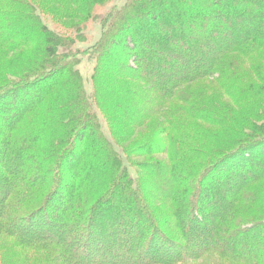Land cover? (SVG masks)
I'll return each instance as SVG.
<instances>
[{"label":"trees","instance_id":"16d2710c","mask_svg":"<svg viewBox=\"0 0 264 264\" xmlns=\"http://www.w3.org/2000/svg\"><path fill=\"white\" fill-rule=\"evenodd\" d=\"M95 23L96 41L77 47ZM83 52L96 61L91 93L76 67ZM8 74L17 80L0 102L14 103L8 125L23 119L27 138L0 148V233L31 249L10 264H264V0H0V83ZM137 132L139 156L158 155L143 180L127 173L134 148L123 139ZM197 170L209 176L175 210L184 246L145 196L155 178L170 181L158 198H180L181 176ZM20 172H50L53 184L22 214Z\"/></svg>","mask_w":264,"mask_h":264},{"label":"rangeland","instance_id":"374dc122","mask_svg":"<svg viewBox=\"0 0 264 264\" xmlns=\"http://www.w3.org/2000/svg\"><path fill=\"white\" fill-rule=\"evenodd\" d=\"M128 0H114V4L118 5V6H122L123 4H125ZM43 16V15H42ZM46 23L50 26L53 27L52 24L50 23V20H46ZM95 29H93V31H89V43H80L77 47L79 48H83V46H88L90 44H93L97 37L100 35V26L99 24L95 23L93 24V26ZM81 56V62H78L76 64V67L80 69L81 75L83 77V81H84V87L87 91V93H91L93 90V79H92V73H93V67L95 64V59L93 57H91L88 52H83L80 54ZM181 68V67H180ZM14 80H17V77H13L11 75H7L6 79L0 83V87L5 85V84H11L13 83ZM37 92V90H35ZM28 98H30L28 96ZM7 100L4 101V99H2V103L5 104V102L9 101L10 99L7 97ZM9 99V100H8ZM1 101V99H0ZM13 101V99L11 100V102ZM0 102V148L6 149V147H8V151H11L14 149V147L19 146L20 144H22L23 139L27 138L26 135H24V133L21 135L22 130L21 127L23 126V119L22 120H17L16 123L13 122V125L10 126V124L8 125V123L10 121H13L14 119V114L12 113L11 110H14V103L12 102L10 105H3ZM21 103V102H20ZM3 108V110L1 111V109ZM42 109V108H39ZM90 110H93L96 112V117L97 120L99 122L100 128L111 138V130L110 129H115V127L112 125L113 122H111L107 112H103V110L101 109V107L98 104L92 103V105L90 106ZM37 115L36 109H31L30 111H28L27 113V117L32 116L33 118H35ZM10 116H13L12 118H10ZM111 127V128H110ZM76 128V127H75ZM74 128V129H75ZM150 129V128H149ZM149 129L146 127L141 128V130L143 131V133H146L149 131ZM21 130V131H20ZM82 131V128L77 127L76 130L73 132L72 136L76 137L79 136L78 133ZM141 132V131H140ZM141 133L137 132V135H135V137L130 138V139H123L124 143L127 146H130L132 148H134V151L132 154H130V161L127 162V167H128V175L131 176L133 179H137L140 178L141 180H143L145 177H147V172H145V169L143 168L144 164L148 163L149 161H152L153 158H158V155L154 156V157H146V156H139L140 152L139 151H135V148H137L138 146L142 145L143 142H141L142 136H140ZM83 135H85V141H88V135L86 132L83 133ZM71 136V137H72ZM82 136L79 137V139L77 141L73 140L72 144H76L77 149L79 150L78 153L83 151V148L85 147V143L84 142V147L81 146V139ZM137 139V141H133ZM143 139V138H142ZM115 141V139H114ZM117 141V140H116ZM115 141V142H116ZM22 142V143H21ZM132 143V144H131ZM16 145V146H15ZM26 145V144H25ZM120 149V148H119ZM120 151V150H119ZM138 154V155H137ZM8 153L6 152H2V150L0 149V165H5V161L4 158H7ZM77 159L76 157L72 158V160ZM261 160L262 158L259 157L257 158V160ZM67 170V169H66ZM222 170V169H221ZM25 171H28V169L26 168ZM69 170L66 171V175L65 178H69V182L71 181V183L75 182V178H72L71 172H68ZM224 171V169L222 170ZM217 172V177L216 179L213 181V177H211L212 180V184L214 185L216 182H218L219 180H223L222 176L224 177L228 172ZM82 172H78V174H80ZM86 173V172H85ZM188 173H190V175H188ZM200 170H197V172H185L186 175H188L186 178L182 177V181L180 182V184L177 187V192L180 194V198L177 196L178 195H174L173 197H170L169 199H163L161 197L158 198L159 196V192H158V188L160 191H168L169 187H170V181L167 182H161V183H157L155 181V178L153 180V185H150L149 187V191L152 190V192H147L146 196L144 193L145 198L148 200V203L150 204V206L153 208V210L155 211L156 215L162 220L163 224H165V226L167 227V229L169 230V232L171 234H173L175 237L176 235L178 236L179 239L175 240V243H181L184 246L186 245L184 242L185 240L183 239V235L181 232H184V235H186L187 232V227L185 228H178L177 227V221H176V212L175 210H177L178 206H183L186 207L189 204V200H190V196L193 195V192L196 190V187L198 186L199 182H201L202 184L205 182V179L209 176H206L205 179H202L203 177L200 176ZM21 174V178L18 180V182H20V184H22L23 186H21V188H19L20 192H23L21 195L18 196V194H16V197H14L13 199V206H15V208L18 210V212L20 211V213L22 214V209L25 206H29L32 205L36 202V200H38V198L42 197V195L47 194V192L49 191V189L53 186L52 182L50 181V179H45L43 176H45V174H47L48 176L51 177V173H47V172H20ZM201 177V178H200ZM22 178H26L25 181H22ZM222 178V179H221ZM158 180V179H157ZM77 182V181H76ZM158 182V181H157ZM169 182V183H168ZM207 185L206 187L209 188L210 185H208V181L206 182ZM88 186H91L90 183H87ZM217 185V184H216ZM0 187L1 188H6L4 184L0 183ZM76 190V194L74 197H76L77 195H79L80 193L78 192L77 189H75V187H69V191H74ZM159 193V194H157ZM209 193V192H208ZM206 194V192H205ZM127 195V194H126ZM70 199L71 196L70 194L68 195ZM210 196V195H209ZM81 195L78 197V202L75 203V201H73L72 203L75 204H80L81 199H80ZM204 202V201H203ZM210 203V202H209ZM219 200L217 201H211V206H213V210H215V215L218 218L222 211H221V207L219 206ZM178 205V206H177ZM18 206H21L20 209L18 208ZM80 206V205H79ZM177 206V207H176ZM204 210H205V204L203 205ZM207 208V207H206ZM184 210V208H182ZM188 210V209H187ZM207 211V210H206ZM209 211V209H208ZM19 213V214H20ZM205 214V212H204ZM212 222V220H215L214 218L210 217L209 218ZM197 226V224H195ZM183 229V230H182ZM181 230V232L179 231ZM221 235V231L219 233ZM186 239V238H185ZM174 243V242H173ZM173 245V244H171ZM176 249V248H175ZM174 249V250H175ZM179 249V248H177ZM191 251V250H190ZM190 251L185 250L183 254V257H186L187 255L190 256V254L192 255V253ZM31 254V249H27L25 251H21V249L19 247H17V243L15 242V239L3 235L0 233V264H10V261L14 259V257L16 256H30ZM207 256V255H206ZM205 257V255L203 256ZM202 257V258H203ZM189 258V257H187ZM184 259V258H183ZM182 259V260H183ZM178 261V262H173V264H185L183 263V261ZM187 260V259H186ZM190 263H193V261H190Z\"/></svg>","mask_w":264,"mask_h":264}]
</instances>
